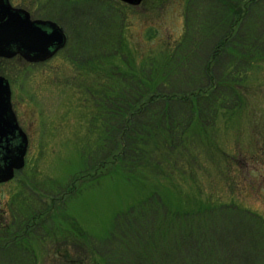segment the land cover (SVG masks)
<instances>
[{"label":"rangeland","instance_id":"obj_1","mask_svg":"<svg viewBox=\"0 0 264 264\" xmlns=\"http://www.w3.org/2000/svg\"><path fill=\"white\" fill-rule=\"evenodd\" d=\"M13 1L31 5L35 15L56 21L64 29L67 41L43 62L32 64L18 56L0 58V73L8 78L11 87L13 110L28 136L24 166L13 179L0 184V220H14L12 232L6 237L0 233V241L4 242L10 233L17 238L24 232L19 227L14 233L19 225L32 222L34 205L35 213L46 210L45 216L51 215L54 225L62 231L67 224L61 216L66 215L71 219L68 221L101 243L111 234H118L124 223H135L133 214L138 207L156 197L158 207L150 214L147 226L154 236L166 224L163 208L177 211L173 224L178 233L180 229L189 230L192 241L197 231L205 232L211 241L221 237L237 258L243 260L246 256V264H264V17L256 16L248 34L232 27L222 35L226 36L222 44L228 47L220 50V63L213 67L214 81L204 80L201 65L190 77L179 80L181 89L186 82L195 90L207 83L208 94L215 86L224 85L229 95L218 98L220 93L215 91L207 96L208 109L202 123L205 130L201 134L204 141L196 132L198 127L195 131L191 129L193 125L188 127L198 154H179L178 161H172L177 167L169 180L157 175L153 164L148 167L151 173L135 170L127 176L116 159L99 162L100 166L94 163L101 139L97 109L92 102L81 100L88 104L83 107L76 101L72 86H77L82 76L78 77L75 69L84 70L75 66L74 60L89 64L91 50L102 46L104 37L99 36L107 33L105 37L117 49L120 44L121 56L112 57L120 67L119 63L125 66V58L137 68L145 65L149 52L153 53L152 60L164 63L162 48L172 49V42L182 36L187 14L194 15L192 19L205 15L208 26L217 25L221 14H216L211 6L218 0H141L137 6L126 4L128 7L119 0ZM255 3L261 5L264 0ZM97 17L101 23L93 31ZM250 20L248 17L246 23ZM260 23L263 27H259ZM206 34L204 38L195 28L192 39L208 42L209 31ZM150 35L153 38L149 39ZM169 36L172 41L168 42ZM244 45L250 46L249 55ZM176 67L168 70L173 72ZM70 82L75 83L70 86ZM122 145L125 144L118 142L119 148ZM189 211L195 213L189 216ZM52 239L45 241L50 243ZM173 245L177 247L179 243L175 241ZM33 247L38 264L55 262L45 255L38 241ZM174 251L170 252L171 259L187 255ZM191 253L201 259L208 256L195 250ZM9 256L14 264L21 260L14 258L18 255L13 252L0 255V262L10 264Z\"/></svg>","mask_w":264,"mask_h":264},{"label":"trees","instance_id":"obj_2","mask_svg":"<svg viewBox=\"0 0 264 264\" xmlns=\"http://www.w3.org/2000/svg\"><path fill=\"white\" fill-rule=\"evenodd\" d=\"M246 1L250 3H244L242 0L215 2L216 7L212 5L211 9L216 14L217 12L221 14L216 26L213 24L208 26V17L205 15L199 14L192 19L195 16L192 15L191 18L187 14L182 36L172 42V49L162 48V53L166 56L164 63L152 60L153 53L149 52L145 55L149 60L145 65L137 68L132 62L129 63L131 59L125 58V66L119 63L120 67L112 60L113 56H121L120 44L117 49L115 43L105 37L107 33L99 36V38L104 37L101 39L102 46L97 45V48L91 50L92 58L89 64L93 63V65L84 68L83 65L89 64L78 62L79 59L74 60L75 66H82L84 70L83 72L79 68L75 69L76 75L82 76L77 86H72L75 82H70L76 101L82 103L83 107L88 106L83 102H92L97 109L95 116L96 123L100 127L101 139L95 149L94 163L100 166L99 162L102 163L110 158L116 159V164L127 176L133 175L135 170L151 173L148 167L153 164L158 172L157 175L170 180L177 167L172 161L177 162L179 154L186 153L193 156L198 154V152L195 154L196 147L190 140V131L198 127L196 132L200 134V141H204L201 134L205 130L203 124L208 109L207 96L210 97L209 94L215 91L220 93L217 95L218 98L229 95L224 85L215 86L209 94L205 90L207 83L215 80L213 67L220 63L221 51L225 50L224 47H228V45L223 46L222 42L226 36L222 35L233 30L232 27H237L239 31L248 34L254 25V20H257L256 16L264 17V11L261 10L264 9V4L255 3L262 0ZM254 4L258 7H254ZM125 6L128 7L126 4ZM248 17H251L252 21L246 23ZM95 20L93 31H96L101 23L98 17ZM259 27H263L262 23ZM195 28L204 38H207L206 33L209 31V41L203 38L198 42L193 41L192 34ZM151 38L152 35L149 39ZM167 41H172L170 36L167 37ZM242 47L246 48L245 53L249 55L250 46ZM99 51L101 53H98ZM200 65L201 75L207 83L201 84L195 90L196 87L193 89L191 83L186 82L181 89L179 80L186 76L190 77L191 72ZM175 66L177 67L173 70L174 73L168 70L169 67ZM190 126L191 129L187 130ZM204 135L206 136V132ZM118 142L125 145L119 148ZM153 158L158 159L152 161ZM155 198H149L146 204L138 207L133 214L135 223H124L118 234H111L101 243L85 234L80 226L74 224L75 222L68 221L71 219L69 217L67 219L65 214L61 217L67 226L62 231L54 225L51 215L45 216L46 210L43 209L39 214L35 213L36 207L33 205L31 206L32 222L18 226L14 233L19 231V227H23L24 232L18 234L19 236L16 235L17 238L10 233L4 242L0 241V255L14 252L18 255L14 258L21 259L15 264H38V257L33 247V243L38 241L40 247L45 250V255L55 261L53 264H246V256L243 260L237 258L221 237L216 236V239L211 241L208 240L205 232L197 231L196 238L193 236L194 241H192L190 237L193 234L188 232L189 230L180 229L178 233L173 224L174 219L177 218V211H167L163 208L164 215L167 216L166 224L159 235L154 236L152 228H148L150 226L148 221L150 214L158 207ZM193 213L195 212L189 211V216ZM13 221L9 217L6 218L5 223L0 220V233H4L1 236L6 237L9 231L12 232ZM45 238L53 239L50 243H46ZM159 238V242H156ZM175 241L179 246L173 245ZM172 250H175V254L183 251L182 253L187 255L184 258L171 259ZM192 250L207 253L208 256L201 259L197 255L190 254ZM212 252L215 254H210ZM8 258H11L10 264H14L13 257Z\"/></svg>","mask_w":264,"mask_h":264},{"label":"water","instance_id":"obj_3","mask_svg":"<svg viewBox=\"0 0 264 264\" xmlns=\"http://www.w3.org/2000/svg\"><path fill=\"white\" fill-rule=\"evenodd\" d=\"M138 4L141 0H123ZM66 43L62 27L55 21L31 20L8 0H0V57L21 55L29 62H40L53 56ZM8 80L0 75V183L13 178L24 166L28 139L19 126L11 106ZM16 138L17 142H13Z\"/></svg>","mask_w":264,"mask_h":264},{"label":"flooded vegetation","instance_id":"obj_4","mask_svg":"<svg viewBox=\"0 0 264 264\" xmlns=\"http://www.w3.org/2000/svg\"><path fill=\"white\" fill-rule=\"evenodd\" d=\"M9 1V3L13 6V7H16V8H22V9H24V10H26L27 12H28V14H29V18L31 19V20H36V19H43V20H46V19H49V18H45L44 16L42 17V16H40V15H35V13L33 12V6H31L30 5V7L29 6H27V5H24V4H22V3H18V2H14L13 0H8ZM16 56H18V57H21V56H19V55H16ZM15 56V57H16ZM29 63H39V62H29ZM13 142H17V139L16 138H14L13 139Z\"/></svg>","mask_w":264,"mask_h":264}]
</instances>
